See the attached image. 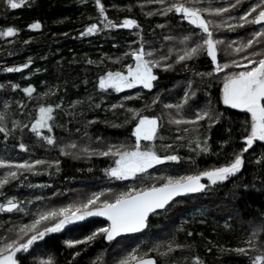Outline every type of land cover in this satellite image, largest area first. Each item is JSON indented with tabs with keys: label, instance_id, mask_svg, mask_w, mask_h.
<instances>
[{
	"label": "trees",
	"instance_id": "16d2710c",
	"mask_svg": "<svg viewBox=\"0 0 264 264\" xmlns=\"http://www.w3.org/2000/svg\"><path fill=\"white\" fill-rule=\"evenodd\" d=\"M253 2L254 0H242L231 15L238 17ZM101 3L104 4L109 19L117 23L124 18L137 20L142 29L141 36L147 44H153L165 53L173 48L172 61H175L176 53L180 51L179 41L194 27L172 13L167 16L147 15L161 7L150 0H101ZM203 3L207 5L209 0H203ZM212 3L214 6L227 5L228 0H212ZM205 17L223 24V27L214 30V38L225 41V45L235 41L234 47L246 42L249 33L259 28L258 25H253L229 31L227 24L236 23L229 15L205 14ZM34 22H40L41 29L30 30L28 25ZM93 22H99L94 0H28L15 10L6 7L5 0H0V31L9 26L19 30L17 36L0 37V84L5 86L0 89V113L8 117L5 123L11 131L7 142L3 139L4 134L0 133V158L15 162L37 158L49 162L60 161L59 171H56L54 164L51 167L37 165L36 171L40 174L25 173L26 179L21 176L19 180L5 185L0 189V202L14 197L24 201V206L29 211L35 212L39 206H64L68 201L82 199L92 192L106 191L109 188L119 192L133 186H150L153 180L147 177L144 180L122 181L108 178L104 169L114 166V160L110 157L88 156L82 151L84 148L103 149L108 144L134 145L135 138L131 136V131L135 121L131 120L127 108L141 109L142 115L162 116L163 123L158 133L163 140L141 143L154 144L161 156L175 154L181 158L179 163L165 162L149 169L150 177L170 175V169L186 175L223 166L229 162L232 149L240 147L242 126L248 117L223 105L220 99L221 80L214 79L211 87H206L205 82L194 75L196 71L207 72L212 69L210 58L204 55L187 61L188 70H185L184 62L175 63L173 69L168 71L157 69L159 79L154 82L151 93L143 89H130L121 93L109 91L101 94L97 87L99 76L108 70H120L122 64L133 62L130 57L125 58L124 53L131 50L130 45L133 48L138 46L132 42L140 39L135 35L140 29L118 28L81 38L80 32ZM161 24L164 25L163 28L157 26ZM166 35L172 36L173 41H165L163 38ZM225 45H218V59L221 62L225 59L224 52L221 51ZM256 50H260L259 46ZM116 58H120L121 62L114 63ZM29 59L32 64L22 72L3 71L7 67L27 63ZM89 60L93 63L89 64ZM189 80L193 81L197 95L185 107L187 117L193 115L197 105L203 107L209 100L223 115L219 123L211 128H208L206 121H201L198 132L187 126L190 131L184 133L185 125L168 123L166 110L161 103L148 108L145 105L151 104L152 97L157 93L164 103H177ZM10 84H19L20 88L12 91ZM29 85L36 89L33 99H29L22 91ZM44 93L49 94L45 96ZM137 93L141 95V99L124 100L125 96L135 97ZM5 101L9 105L7 109L4 107ZM77 101L80 103H75ZM57 103L61 104V109L54 112L56 127L51 135L58 142L55 146H49L27 128H23V125L30 127L40 106L54 107ZM121 103L125 105L124 108H111V105ZM96 104L100 107H95ZM21 105L25 107L22 108ZM126 120L129 122L126 123ZM13 121H18L20 127H14ZM229 129L231 143L226 145ZM44 132L47 134L46 130ZM197 135L201 141L205 137L210 138L208 154L190 150L188 140ZM177 136H183L184 140L177 141ZM20 142L25 143L27 151L19 149ZM71 143L77 144V149L71 151L79 158L60 155V148ZM164 144H173V148L167 149ZM194 147V144L191 145V148ZM261 152H264V148L257 145L255 151L250 150L246 154V159ZM3 171L4 169H0V174ZM155 182L159 184L163 181ZM29 184L34 187H28ZM37 197L42 199L37 200ZM28 201L33 203L29 204ZM197 209L201 212L192 215ZM29 222L30 217L24 213H0V235H12L8 229L15 231L19 225ZM92 226L96 229L107 226V223L101 217L94 218L85 225L72 229L69 237L82 239L91 232ZM188 232L193 235L189 237ZM254 232L256 235H253ZM172 240L190 247L160 255L167 252L166 245ZM250 240L251 244L248 243ZM66 241L68 239L64 234L50 235L45 238L38 251L46 260L51 259L52 264H69L72 253L76 250H80L81 255L72 264H119L121 259L131 254H135L137 259L153 256L157 264H194L196 258L202 264H250V258L260 254L259 251L251 250L252 245L258 250H264V169L255 163H246L241 173L230 181L210 187L205 193L178 197L177 202L167 210H159L157 214L151 215L143 231L120 236L111 243L98 238L87 247L77 245L75 249H70L66 246ZM156 245H161L158 251L153 250ZM240 247L249 249L248 255L234 251ZM39 259V255L27 256L23 264H40Z\"/></svg>",
	"mask_w": 264,
	"mask_h": 264
},
{
	"label": "snow or ice",
	"instance_id": "6c2138e0",
	"mask_svg": "<svg viewBox=\"0 0 264 264\" xmlns=\"http://www.w3.org/2000/svg\"><path fill=\"white\" fill-rule=\"evenodd\" d=\"M27 2L28 0H5V5L15 10L21 8ZM150 2L161 7L156 12H149L147 15L167 16L172 13L178 19L185 20L194 26L190 33L184 35L179 41L181 47L180 51L176 53L175 61H172L173 48H169L165 53L155 45L147 44L141 36L142 29H140L137 20L124 18L117 23L109 19L106 14L107 10L101 0H94L95 7L98 10L99 22H93L81 31V38L118 28L140 29L135 33L140 39L132 42V44L138 46L133 48L130 45L131 50L124 53V57H130L133 62L122 64L120 70H108L100 75L97 85L99 92L101 94L109 91L121 93L125 90L141 88L151 93L154 82L159 79L156 73L157 69L168 71L173 69L175 63L184 62V68L188 70L187 61L204 55L206 58H210V65L213 67L207 72L196 71L194 75L200 77L205 82L206 87H211L214 79L221 80L220 99L223 105L250 116V119L245 120L242 126L243 131L239 138L241 140L240 147L232 149L229 162L223 166L201 170L196 174L150 177L149 169H154L158 165L165 164V162L179 163L181 158L175 154L161 156L157 153L154 144L142 145L141 143L142 141L163 140V137L158 133V129L162 127L163 123L162 116L149 117L142 115L141 109L127 108L126 111L131 114V120L135 121V126L131 131V136L135 138L134 145L129 146L126 143L108 144L103 149L89 150L84 148L82 151L88 156L97 155L112 158L114 166L104 169L105 176L110 179L117 181L144 180L147 177L152 179L153 183L142 188L133 186L119 192H114L111 188L106 191L92 192L90 195L73 200L64 206L37 207L35 212L29 211L24 206V201L17 200L14 197L6 198V202H0V213H24L30 217V222L19 225L15 231L8 229V232L13 233L12 235H0V264H23V260L27 256L42 255L38 251L41 241H44L46 237L53 233L61 232L67 225L84 221L89 217H104L107 226L96 228L83 239L68 240L66 246L70 249H75L77 245L87 247L98 238H103L111 243L123 234L143 231L147 227L151 215L157 214L158 210H167L171 204L177 202L178 197L205 193L210 187L223 185L225 182L230 181L241 173L246 163H255V165L264 169V152L256 153L258 159L256 156L246 159V154L250 150L255 151L257 145L264 148V0H254L249 8L238 17L232 16L231 12L241 5L242 0H234V3L233 0H228L227 5L216 6L213 5L212 0H209L207 5L203 3V0H150ZM205 14L208 16L229 15L231 20L236 21V23L227 24L229 31H235L238 27L245 28L253 25H258L259 28L253 29L249 33L246 42H241L239 47H234L235 41L225 45V41L216 39L213 35L214 30L223 27V24H217L213 20L207 19ZM157 26L164 27L162 24ZM41 27L40 22L28 25L30 30H39ZM18 31V29L9 26L6 30L0 31V37H14L18 35ZM163 39L171 42L174 38L166 35ZM25 43H28V41H25ZM218 45H225V48L221 49L225 57L223 62L218 59ZM258 46L259 51L256 50ZM113 62L120 63L121 60L116 58ZM88 63L92 64L93 61L89 60ZM31 64L32 61L29 59L27 63L18 67H7L3 71L8 73L22 72L24 69H28ZM4 88L5 86L0 84V89ZM10 88L12 91H16L20 88V85L10 84ZM22 91L29 99H33V93L36 89L29 85L24 87ZM48 94L44 93L45 96ZM196 95L197 91L194 83L189 80L186 83L182 98L177 103H164L160 98V94L157 93L152 97L151 104L146 103L145 107L148 108L161 103L163 109L166 110L169 124L185 125L183 128L184 133L190 131L187 126H191L192 131L198 132L201 121H206L208 128H211L219 123L223 114L219 113L209 100L203 107L197 105L193 115L187 117L185 107ZM141 98V95L137 93L135 97L132 95L125 96L124 100L131 101ZM4 107L6 109L9 107L7 101H5ZM21 107L23 108L25 105H21ZM95 107L99 108L100 105L96 104ZM124 107L123 103L111 105L112 109ZM57 109H61V104L57 103L54 107L51 105L40 106L38 114L31 122L30 127L25 124L23 128H27L29 132L46 145L55 146L58 141L51 133L54 132L56 127L54 112ZM7 119L8 117L5 114L0 113V133L4 134L3 139L5 142L8 141L11 134L5 123ZM125 122L128 123L129 121L126 120ZM13 126L20 127V123L13 121ZM23 128H21V131H23ZM179 130L178 127L177 131ZM230 137L231 129H229V140L225 141L226 145L231 143ZM209 139L205 137L201 141L198 135L189 139L190 150L197 151L198 154H208L210 152ZM176 140L182 141L184 137L177 136ZM193 144L195 147L191 148ZM163 146L167 149L173 148V144H164ZM18 147L21 151H27L23 142H20ZM75 149H77L76 143L67 144L60 148V155L79 158L74 151H71ZM59 163V160L49 162L39 158L24 160L23 162L0 158V169H4L3 173L0 174V189H3L5 185L13 180H19L21 176L26 179L25 173L40 174L36 171L37 165L51 167L54 164L56 171H59ZM156 180L163 182L157 184ZM28 187L34 186L29 184ZM0 195H2V192H0ZM102 197L104 198L102 199ZM41 199V197H37V200ZM27 203L31 204L33 202L28 201ZM187 235L191 237L193 233L188 232ZM253 235H256V233L254 232ZM248 243L251 244V240ZM160 247L161 245H156L153 250L158 251ZM189 247L172 240L166 245L167 252L160 253V255H167L176 250H184ZM251 250L259 251L260 254L251 257L250 264H264V250L256 249L255 245H252ZM234 251L248 255L249 249L240 247L234 249ZM80 255V250L74 251L69 264H72V261H75ZM133 262L135 264H156L152 259L141 258L137 260L135 254L125 256L119 261V264H133ZM40 264H52V260H41ZM194 264H202V262L196 258Z\"/></svg>",
	"mask_w": 264,
	"mask_h": 264
},
{
	"label": "flooded vegetation",
	"instance_id": "af4514ba",
	"mask_svg": "<svg viewBox=\"0 0 264 264\" xmlns=\"http://www.w3.org/2000/svg\"><path fill=\"white\" fill-rule=\"evenodd\" d=\"M136 89H141V88H136ZM234 110H236V111H238V112H240V113H243V112H241V111H239V110H237V109H234ZM243 114H245L247 117H248V120L250 119V116L248 115V114H246V113H243ZM149 117H151V116H149ZM135 126V125H134ZM134 128V127H133ZM143 142V141H142ZM199 170H201V169H199ZM205 170H207V169H205ZM168 173L170 174V175H173V176H179V175H184L183 173H177V171L176 170H173V169H170V170H168ZM70 199H72V197L70 198ZM77 199V198H76ZM2 202V201H1ZM71 201H68L67 202V204L68 203H70ZM55 205V204H54ZM54 205H50V206H47V207H54ZM40 207H45V206H40ZM90 218H95V217H89V218H86L84 221H79V222H75V223H73V224H69V225H67L66 227H65V229L64 230H62L61 232H59L60 234H63L62 232L63 231H67V235H66V240L68 239V240H72L73 238H71V237H69L71 234V231H72V229H74L75 227H78V226H81V225H85L86 223H88L89 221H90ZM92 220V219H91ZM95 228L92 226L91 227V230L90 231H93ZM59 233H53L54 235L55 234H59ZM88 233V232H87ZM86 233V234H87ZM90 233V232H89ZM88 233V234H89ZM53 234H51V235H53ZM85 234V235H86ZM87 234V235H88ZM84 238V237H83ZM82 238V239H83ZM103 241H104V239H103ZM43 243V241H41L40 242V244H39V246L41 245ZM39 257L41 258L42 257V255H39Z\"/></svg>",
	"mask_w": 264,
	"mask_h": 264
},
{
	"label": "water",
	"instance_id": "95a60500",
	"mask_svg": "<svg viewBox=\"0 0 264 264\" xmlns=\"http://www.w3.org/2000/svg\"><path fill=\"white\" fill-rule=\"evenodd\" d=\"M159 211V210H158ZM104 220H105V222H107L106 221V218H104V217H102ZM131 234H134V233H130V234H123V235H121V236H125V235H131ZM120 237V236H119ZM118 238V237H117ZM106 243H109V242H107L106 240H104ZM141 258H143V259H152V260H154L155 261V258L153 257V256H144V257H141ZM141 258H138L137 260H139V259H141ZM156 262V261H155ZM133 264H135V262H133ZM157 264V263H156Z\"/></svg>",
	"mask_w": 264,
	"mask_h": 264
},
{
	"label": "rangeland",
	"instance_id": "374dc122",
	"mask_svg": "<svg viewBox=\"0 0 264 264\" xmlns=\"http://www.w3.org/2000/svg\"><path fill=\"white\" fill-rule=\"evenodd\" d=\"M39 207H40V206H39ZM200 212H201V211L197 209V210H195L194 212H192L191 214H192V215H195V214L197 215V214L200 213ZM95 218H97V217H95ZM91 219H94V218H90V221H91ZM62 233H63L64 235H67V234H66L67 231H63ZM41 260H46V258H44V257L42 256V257L39 259V262H40Z\"/></svg>",
	"mask_w": 264,
	"mask_h": 264
}]
</instances>
